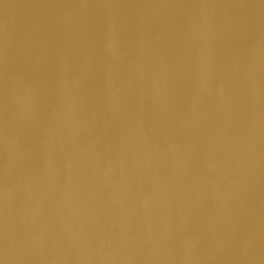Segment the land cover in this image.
Listing matches in <instances>:
<instances>
[{
  "label": "water",
  "instance_id": "1",
  "mask_svg": "<svg viewBox=\"0 0 264 264\" xmlns=\"http://www.w3.org/2000/svg\"><path fill=\"white\" fill-rule=\"evenodd\" d=\"M0 264H264V0H0Z\"/></svg>",
  "mask_w": 264,
  "mask_h": 264
}]
</instances>
